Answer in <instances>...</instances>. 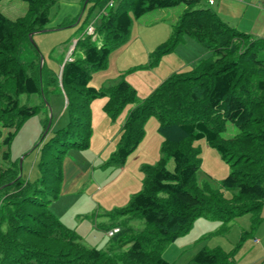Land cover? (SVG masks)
I'll list each match as a JSON object with an SVG mask.
<instances>
[{
  "label": "trees",
  "instance_id": "16d2710c",
  "mask_svg": "<svg viewBox=\"0 0 264 264\" xmlns=\"http://www.w3.org/2000/svg\"><path fill=\"white\" fill-rule=\"evenodd\" d=\"M22 1L27 3L22 16L11 19L0 11V130L8 129L0 140L1 157L9 158L15 130L38 109L21 103L20 94L43 93L49 83H60L68 121L40 148L36 179L21 178L17 167L0 166V264H174L161 251L187 233L198 217L220 220L218 231L224 233L235 217L245 213L251 214L252 228L259 223L264 202V38L227 25L210 7L200 6L201 0H118L102 13L100 37L80 35L74 49L78 45L81 56L65 60L58 76L17 57L20 46L30 41L28 34L44 28L56 0ZM109 1L113 0L97 3L104 9ZM162 8L182 9L169 38L150 52L152 62L184 35L195 38L206 53L189 69L172 72L141 99L134 97L124 79L107 86L89 85L91 71L106 66L109 52L128 35L133 19ZM100 96L107 97L104 109L110 116L133 102L109 164L123 165L142 138L149 115L156 118L162 138V156L140 167L142 187L126 205L106 213L112 219L140 217L144 227L136 230L125 220L112 223L106 230H118L110 235L106 250L84 244L49 205L60 193L65 148L88 145L89 103ZM227 121L236 131L223 138ZM198 139L230 164L219 187L196 180L200 156L193 141ZM167 158L172 160L171 169ZM248 233L243 231L236 245ZM232 255V250L203 246L192 261L232 264Z\"/></svg>",
  "mask_w": 264,
  "mask_h": 264
},
{
  "label": "rangeland",
  "instance_id": "374dc122",
  "mask_svg": "<svg viewBox=\"0 0 264 264\" xmlns=\"http://www.w3.org/2000/svg\"><path fill=\"white\" fill-rule=\"evenodd\" d=\"M117 2L118 0H113L112 4L116 5ZM199 5L212 7V4H208L205 0H201ZM109 8V5L105 6L104 11H108ZM0 11L13 19L26 13L27 3L22 0H0ZM48 15L44 28L31 34L30 41L20 46L17 57L29 65L30 63L38 65L39 69L43 65L45 70L58 75L66 59L81 56L79 46L77 45L74 49V41L80 35L87 34L89 28H93L95 32L92 38L100 37L97 29L103 14L97 0H56L50 7ZM135 22L133 19L128 35L109 52L106 66L91 71L89 85L107 86L124 79L134 89V97L141 99L176 69L180 71L191 67L194 60H187L188 57L198 46H202L195 38L184 35L172 49L164 51L155 62H152L150 53L145 57L138 50L145 45L146 34ZM164 26L167 30L164 36L165 41L170 36L171 25L168 22ZM96 41L98 42V39ZM156 46L157 44L152 50ZM201 48L205 49L203 46ZM59 84L58 82L49 83L44 87L43 93L19 95L21 103L36 105L38 109L17 127L8 145L9 158L4 160L0 154V166L17 167L18 176L25 180H34L40 175L38 170L40 148L55 130L68 121L65 99ZM106 102L107 97L100 96L93 98L89 103L88 145L84 148L68 147L63 153V160L68 159L69 162H73L83 173L81 183L77 185L74 192L66 193V188H62L64 186L62 180L60 193L49 202L52 212L65 225L72 227L84 244L103 250L107 249L110 239L106 228L112 223L125 220L128 226L136 230L143 229L144 221L140 217L120 215L112 219L106 213L126 205L130 195L142 187L144 174L140 168L141 165L153 164L162 156V138L157 131L158 122L154 116L149 115L143 122L142 138L127 156L123 165L109 164V157L119 142L120 127L133 102L125 103L114 116H110L105 111ZM45 119L47 124L44 127ZM7 130L6 128L0 130V140ZM235 131V126L227 121L221 136L228 138ZM193 144L198 147L200 156V164L196 172L197 182L202 183L206 180L210 186L219 187L220 180L231 169L229 162L225 161L214 148L208 146L204 139L194 140ZM172 164L171 158H167L168 169L172 168ZM69 171L64 165L63 174ZM70 176L71 172L68 177H65L66 186L73 185L70 181L73 179L74 182L75 177L69 178ZM1 199L0 195V203ZM194 221L187 233L164 247L161 251L164 259L174 264H196L192 261V257L202 246L218 245L221 250L227 251V247L238 240L236 231L239 226L232 221L230 222V226L233 224L232 228L229 227V229L235 228L232 232L225 233L218 231L220 220L207 219L210 227L201 229L195 226Z\"/></svg>",
  "mask_w": 264,
  "mask_h": 264
},
{
  "label": "crops",
  "instance_id": "0c3cea01",
  "mask_svg": "<svg viewBox=\"0 0 264 264\" xmlns=\"http://www.w3.org/2000/svg\"><path fill=\"white\" fill-rule=\"evenodd\" d=\"M181 9L182 8L153 9L135 19V23L139 25V28H142V31L146 34L145 45L142 47L141 44L142 48L138 49L143 56L146 57V55L152 51L153 46L164 41V36L167 32L166 26L164 25L168 22L170 25L176 22ZM211 9L215 12L217 17L227 25L239 31L251 34L252 36L264 38V0H216L215 3L212 4ZM74 40L75 39H73V41ZM193 45L197 46L196 44ZM201 47L202 46H198L187 60L192 61L205 54L206 50ZM64 165L67 166L68 170H70L69 172H71L69 178L75 177V179L74 182L73 179L70 181L73 185L70 184L66 186L65 177H68L69 172L65 175L63 174L64 186H62V188H66V193L74 192L77 185L81 183L80 179L83 173L78 169L76 164L69 162L68 159L63 160V167ZM259 215L261 217L260 221L253 228L251 227L252 217L250 213L242 214L232 220V222L239 226L236 231L238 240L243 231L249 230V233L245 235L239 245H236L238 242L237 240L232 246L227 247L228 249L226 248L227 251H233L232 264H264V202L259 209ZM204 218H197L194 221L198 229L210 227L209 222ZM231 228L227 231L232 232L235 227H233V229ZM216 246L218 247V245H214V247Z\"/></svg>",
  "mask_w": 264,
  "mask_h": 264
},
{
  "label": "built area",
  "instance_id": "2783aa9c",
  "mask_svg": "<svg viewBox=\"0 0 264 264\" xmlns=\"http://www.w3.org/2000/svg\"><path fill=\"white\" fill-rule=\"evenodd\" d=\"M215 1H216V0H206V2H207L208 4H213V3H215ZM108 5H111V2H109ZM87 34L93 35V34H94V30H93V28H89V31H88ZM93 38H94V36H93ZM116 230H117V229H112L111 231H109L108 234H112V232H114V231H116Z\"/></svg>",
  "mask_w": 264,
  "mask_h": 264
},
{
  "label": "clouds",
  "instance_id": "9594fccd",
  "mask_svg": "<svg viewBox=\"0 0 264 264\" xmlns=\"http://www.w3.org/2000/svg\"><path fill=\"white\" fill-rule=\"evenodd\" d=\"M109 2H111V5H112V1H109ZM109 2H108V3H109ZM107 5H108V4H107ZM111 5H109V6H111ZM104 10H105V9H102V13L104 12ZM75 41H76V40H75ZM75 41H74V43H75ZM112 229H117V230H118V227H113ZM117 230H116V231H117ZM116 231H114V232H116Z\"/></svg>",
  "mask_w": 264,
  "mask_h": 264
},
{
  "label": "water",
  "instance_id": "95a60500",
  "mask_svg": "<svg viewBox=\"0 0 264 264\" xmlns=\"http://www.w3.org/2000/svg\"><path fill=\"white\" fill-rule=\"evenodd\" d=\"M42 30V29H41ZM29 39H31V34H28Z\"/></svg>",
  "mask_w": 264,
  "mask_h": 264
}]
</instances>
